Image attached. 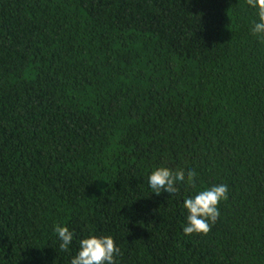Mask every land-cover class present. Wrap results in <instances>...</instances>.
Segmentation results:
<instances>
[{"label":"trees","instance_id":"trees-1","mask_svg":"<svg viewBox=\"0 0 264 264\" xmlns=\"http://www.w3.org/2000/svg\"><path fill=\"white\" fill-rule=\"evenodd\" d=\"M248 0H0V264H264V40ZM195 188L152 193L151 171ZM226 184L185 235V196Z\"/></svg>","mask_w":264,"mask_h":264},{"label":"clouds","instance_id":"clouds-1","mask_svg":"<svg viewBox=\"0 0 264 264\" xmlns=\"http://www.w3.org/2000/svg\"><path fill=\"white\" fill-rule=\"evenodd\" d=\"M248 6L255 11V20L251 31L259 39L264 40V0H248ZM198 174L190 169L176 170L166 166L154 168L147 177V184L152 193L161 192L176 195L181 186L195 188ZM228 186L217 184L196 191L191 196H185L183 207L187 211L186 223L182 226L185 235L206 234L210 225L220 217L219 204L226 199ZM55 234L59 241V248L68 251L77 240L78 249L71 257L70 264H118L121 254L112 235H97L95 233L77 238L76 233L69 227L58 224Z\"/></svg>","mask_w":264,"mask_h":264}]
</instances>
